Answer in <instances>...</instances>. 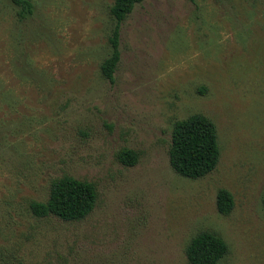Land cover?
I'll use <instances>...</instances> for the list:
<instances>
[{
    "label": "rangeland",
    "instance_id": "1",
    "mask_svg": "<svg viewBox=\"0 0 264 264\" xmlns=\"http://www.w3.org/2000/svg\"><path fill=\"white\" fill-rule=\"evenodd\" d=\"M113 1L30 0L21 18L0 0V264H189L203 231L228 247L218 264H264V0H144L109 82ZM195 114L220 157L192 180L169 149L174 123ZM64 176L95 186L93 211L34 217L29 204Z\"/></svg>",
    "mask_w": 264,
    "mask_h": 264
},
{
    "label": "trees",
    "instance_id": "2",
    "mask_svg": "<svg viewBox=\"0 0 264 264\" xmlns=\"http://www.w3.org/2000/svg\"><path fill=\"white\" fill-rule=\"evenodd\" d=\"M8 1L18 8L19 17L25 18L31 15L30 0ZM143 1L114 0L109 8L113 22L108 39L110 54L100 66L101 76L109 82L114 81V73L120 60L121 25L135 6ZM137 157L138 154L129 149H122L117 154L118 162L129 167L136 163ZM219 157L220 149L212 121L203 115L195 114L174 123L169 163L178 175L192 180L201 178L216 168ZM96 200L97 191L92 183L64 176L52 182L45 202H31L29 209L36 218L54 216L64 222H75L83 220L93 211ZM216 208L221 215H228L233 210V197L227 190H218ZM262 208L264 210V196ZM227 253L228 247L225 241L217 234L208 231L195 235L185 249L189 264H218Z\"/></svg>",
    "mask_w": 264,
    "mask_h": 264
}]
</instances>
